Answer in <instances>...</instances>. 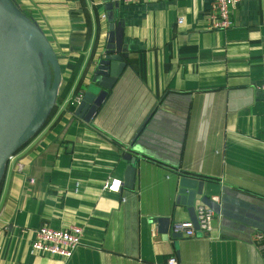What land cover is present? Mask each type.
<instances>
[{"label": "crops", "instance_id": "obj_1", "mask_svg": "<svg viewBox=\"0 0 264 264\" xmlns=\"http://www.w3.org/2000/svg\"><path fill=\"white\" fill-rule=\"evenodd\" d=\"M14 1L45 33L61 79L0 181V264H164L170 254L177 264H264L253 240L264 234V0L231 7L225 29L208 26L212 0ZM110 21L122 27L121 59L85 119L76 97ZM182 175L203 180L219 205L207 232L171 230L190 219L176 202ZM110 177L118 191L104 187ZM44 222L81 227L71 256L31 249Z\"/></svg>", "mask_w": 264, "mask_h": 264}, {"label": "water", "instance_id": "obj_2", "mask_svg": "<svg viewBox=\"0 0 264 264\" xmlns=\"http://www.w3.org/2000/svg\"><path fill=\"white\" fill-rule=\"evenodd\" d=\"M122 44L121 25L110 21L103 54L97 59L91 82L75 108V113L85 119L106 94L105 78L112 80L117 73L115 66L121 59ZM60 79L57 54L43 30L14 0H0V181L9 157L49 116ZM202 186L203 180L194 176L182 175L178 180L176 202L187 204L196 228L193 207L196 195L201 203L219 211L218 203L203 193ZM160 231L167 234V227Z\"/></svg>", "mask_w": 264, "mask_h": 264}, {"label": "built area", "instance_id": "obj_3", "mask_svg": "<svg viewBox=\"0 0 264 264\" xmlns=\"http://www.w3.org/2000/svg\"><path fill=\"white\" fill-rule=\"evenodd\" d=\"M142 1V0H124ZM241 0H212V10L208 15V26L213 29H225L231 25L230 8L235 7ZM180 21V19H178ZM264 40V39H263ZM261 87L264 88V82ZM81 95H77V99ZM13 157V154L9 159ZM120 179L110 177L104 187L111 191H118ZM197 228L191 219L174 221L171 223V230L187 236H193L197 230L207 232L211 229L214 211L205 204H199L195 208ZM82 229L79 225L73 224L65 228L55 227L48 222L40 224L34 229L31 249L37 253H48L59 257H69L80 242ZM253 240L264 251V234L256 233ZM177 258L170 254L164 264H177Z\"/></svg>", "mask_w": 264, "mask_h": 264}]
</instances>
